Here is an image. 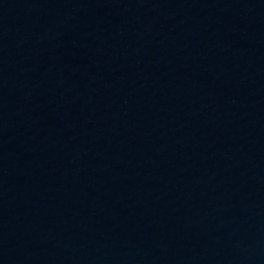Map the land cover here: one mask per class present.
Masks as SVG:
<instances>
[{
	"label": "water",
	"instance_id": "obj_1",
	"mask_svg": "<svg viewBox=\"0 0 264 264\" xmlns=\"http://www.w3.org/2000/svg\"><path fill=\"white\" fill-rule=\"evenodd\" d=\"M0 264H264V0H0Z\"/></svg>",
	"mask_w": 264,
	"mask_h": 264
}]
</instances>
